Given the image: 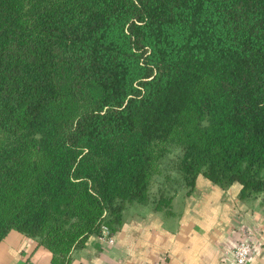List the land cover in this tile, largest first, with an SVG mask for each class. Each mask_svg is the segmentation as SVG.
I'll use <instances>...</instances> for the list:
<instances>
[{
	"label": "trees",
	"instance_id": "1",
	"mask_svg": "<svg viewBox=\"0 0 264 264\" xmlns=\"http://www.w3.org/2000/svg\"><path fill=\"white\" fill-rule=\"evenodd\" d=\"M162 165L264 197V0H0V243L70 264Z\"/></svg>",
	"mask_w": 264,
	"mask_h": 264
},
{
	"label": "crops",
	"instance_id": "2",
	"mask_svg": "<svg viewBox=\"0 0 264 264\" xmlns=\"http://www.w3.org/2000/svg\"><path fill=\"white\" fill-rule=\"evenodd\" d=\"M240 192L238 183L223 188L199 175L167 210L128 205L116 229L90 237L70 264H236L241 240L254 247L247 264H264V197ZM51 258L17 231L0 243V264H51Z\"/></svg>",
	"mask_w": 264,
	"mask_h": 264
},
{
	"label": "rangeland",
	"instance_id": "3",
	"mask_svg": "<svg viewBox=\"0 0 264 264\" xmlns=\"http://www.w3.org/2000/svg\"><path fill=\"white\" fill-rule=\"evenodd\" d=\"M164 163L167 165L168 160H165ZM158 168H159L158 173H157V176L155 177V181H154L152 191H151L152 195L154 193L156 194L158 192V190H160V189H164V191L168 194H170V193L174 194L175 192L177 193V195L179 193H182V194L185 193V191H180L182 189V187H181L180 183L178 184L179 180L176 177H174V179H172V181H164L162 171L165 168V166L162 165ZM159 170H161V171H159ZM103 227H107V226L104 225Z\"/></svg>",
	"mask_w": 264,
	"mask_h": 264
},
{
	"label": "built area",
	"instance_id": "4",
	"mask_svg": "<svg viewBox=\"0 0 264 264\" xmlns=\"http://www.w3.org/2000/svg\"><path fill=\"white\" fill-rule=\"evenodd\" d=\"M106 227H103L102 231H107ZM110 242H113L112 239H109ZM254 253V247L250 242L241 240L238 242L234 250V261L236 264H247L249 258Z\"/></svg>",
	"mask_w": 264,
	"mask_h": 264
}]
</instances>
